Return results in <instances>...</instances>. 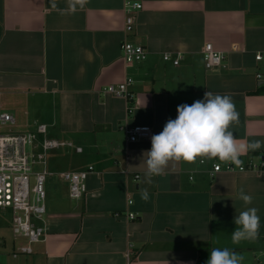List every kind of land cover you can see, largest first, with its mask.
I'll return each mask as SVG.
<instances>
[{
	"label": "crops",
	"instance_id": "obj_1",
	"mask_svg": "<svg viewBox=\"0 0 264 264\" xmlns=\"http://www.w3.org/2000/svg\"><path fill=\"white\" fill-rule=\"evenodd\" d=\"M137 1L142 9L125 34L123 0H87L83 7L72 0H0V112L23 130L30 125L22 117L33 115L34 126L52 130L50 139L72 145L51 151L55 161L46 159L53 175L45 187L42 242L13 258L25 245L13 236L14 262L0 264H206L214 248L238 253L242 264H264V171L210 176L215 164L264 163V144L247 149L264 142V82L255 79L264 74V0ZM124 40L146 49L142 63L125 66ZM206 44L224 56L211 70L203 63ZM164 53L182 59L173 66L163 62ZM126 77L133 80L130 113L129 102L105 91ZM206 91L234 103L238 122L229 130L244 149L241 164L169 162L163 176L144 183L151 138L128 143L123 127L159 134L179 105L203 99ZM67 154L77 159L68 167L57 161ZM88 167L85 194L69 198L58 174ZM241 188L253 197L251 205L238 199ZM249 207L258 209L260 234L233 244L234 217ZM126 212L136 219L128 221ZM2 215L10 218L0 220V230L11 226L10 213ZM0 247L6 248L1 234Z\"/></svg>",
	"mask_w": 264,
	"mask_h": 264
},
{
	"label": "built area",
	"instance_id": "obj_2",
	"mask_svg": "<svg viewBox=\"0 0 264 264\" xmlns=\"http://www.w3.org/2000/svg\"><path fill=\"white\" fill-rule=\"evenodd\" d=\"M142 9L141 2L137 0H123L124 33L133 32L136 23V14ZM121 57L127 67L142 63L147 57V51L143 46L134 45L124 40L120 45ZM204 67L207 70L217 68L221 65L224 56L221 52L213 50L210 44H206L202 50ZM260 54L255 56L256 61H261ZM182 59V54L164 53L163 62L177 66ZM255 79L264 82V74L257 73ZM133 80L126 77L117 85L107 86L106 93L122 98L128 103L127 112H131L129 106L132 94L129 87ZM131 107V108H130ZM15 125L13 117L0 112V211L6 210L11 215L12 234L16 239L25 241L12 257L29 255L34 244L42 242L45 236L44 216L46 213L44 189L45 178L53 175L46 170L47 154L61 147H72L70 143L59 142L45 138L47 134L46 125L39 124L33 132L13 133L10 128ZM123 132L128 143L151 138V130L145 126L123 127ZM77 153L80 148H75ZM39 167L38 170L36 168ZM93 171L88 167L79 172H61L58 175L67 184V193L71 199H80L85 194V180ZM263 172L264 163L255 165L249 162L247 165L234 168L227 164L224 167L212 165L210 176L218 172ZM138 178V177H135ZM132 201L128 200L127 205ZM115 213L114 217H119ZM124 217L128 221L136 219L135 214L126 212Z\"/></svg>",
	"mask_w": 264,
	"mask_h": 264
},
{
	"label": "clouds",
	"instance_id": "obj_3",
	"mask_svg": "<svg viewBox=\"0 0 264 264\" xmlns=\"http://www.w3.org/2000/svg\"><path fill=\"white\" fill-rule=\"evenodd\" d=\"M87 0H72V6L81 7ZM53 3V7H55ZM238 122V113L229 96H221L206 91L201 100L191 105L177 107V117L169 119L162 132L151 136V149L147 151V170L143 182L151 185L153 178L163 176L169 162L196 163L218 158L225 163L241 164L239 155L244 150L238 146L230 126ZM264 142L252 141L247 149L256 151ZM144 201L149 199V192L144 188L140 192ZM238 199L244 205H251L253 197L241 188ZM258 209L249 207L234 217L236 225L232 233V243L255 241L260 234L261 221ZM243 257L228 248H214L206 264H242Z\"/></svg>",
	"mask_w": 264,
	"mask_h": 264
},
{
	"label": "rangeland",
	"instance_id": "obj_4",
	"mask_svg": "<svg viewBox=\"0 0 264 264\" xmlns=\"http://www.w3.org/2000/svg\"><path fill=\"white\" fill-rule=\"evenodd\" d=\"M33 117V115H30V116H23L22 118H23V120H22V123L23 122H25V120H26V124L27 125H30V126H26V128H24L25 130H23V129H21V128H19L18 126V123L15 125V127H13V128H10V130L13 132V133H24V132H33L35 129V127L37 126H34L33 125V123H32V120H31V118ZM30 119V120H29ZM25 124V125H26ZM18 125V126H17ZM21 126V125H20ZM34 127V128H33ZM2 131H6V129H4V130H0V133L2 132ZM52 132V130L50 129V128H48V131H47V134H46V136H45V138H47V139H50L49 138V133H51ZM53 153V152H52ZM49 156H51V151L50 152H48V160H50V161H55L56 159L55 158H51L50 159V157ZM60 157V156H59ZM57 161H61L60 162V165H64V166H71L72 164H73V162H76L77 161V159L72 155V154H67L65 157H64V159H61V157L57 160ZM39 169V167H37L36 168V170H38ZM47 178H49V176H47L46 178H45V183H44V189L46 190V184H47ZM51 180V179H50ZM9 216H5V215H2V216H0V220H2L3 221V223L4 224H6V223H8V221H9ZM11 224V223H10ZM0 234L1 235H3L4 236V238H5V242H6V248H5V250H3L2 251V249H0V262L1 261H5V262H10V263H13L14 262V260L11 258V254H9V249H10V243H11V241H12V238H14L13 237V234H12V229H11V226L9 227V226H7V225H5V226H3V227H1V230H0ZM2 247V246H1ZM0 247V248H1ZM24 256H21V257H18V259L17 260H20L21 258H23ZM17 260H15V261H17Z\"/></svg>",
	"mask_w": 264,
	"mask_h": 264
}]
</instances>
